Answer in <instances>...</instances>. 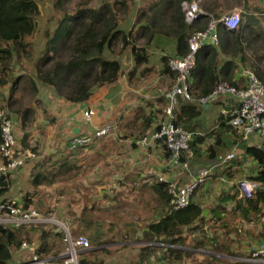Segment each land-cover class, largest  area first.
I'll return each instance as SVG.
<instances>
[{
	"label": "trees",
	"instance_id": "obj_1",
	"mask_svg": "<svg viewBox=\"0 0 264 264\" xmlns=\"http://www.w3.org/2000/svg\"><path fill=\"white\" fill-rule=\"evenodd\" d=\"M73 1L53 0L52 5L59 12L55 26L43 30L44 44L34 54L32 42L26 39L37 30L40 1L0 0V109H4L13 122L20 121L23 148L30 149L29 136L24 129L38 109L46 110L48 104L59 101L87 102L99 86L115 82L125 68H130L127 73L131 76L139 66L145 65L140 72L143 74L152 68L147 64L155 59L160 66L157 69L159 76L168 77L171 84L174 73L168 66L169 59L183 56L188 49L190 33L204 29L211 18L217 20L219 44L216 46L207 41L198 50L189 78L193 94L210 92L218 80L246 86L241 73L242 62H248L257 77L264 81V24L261 22L264 10L247 9L237 28L231 31L218 20L221 17L219 12L207 8H204L205 15L188 24L181 5L184 0H76L73 8L68 10L66 5ZM128 61L131 65L125 67ZM40 87L49 92V98L44 101L38 98ZM202 109V106L180 97L174 108V123L193 133L189 145L193 159L197 157L198 163L207 166L238 143L241 158L223 163L229 166L222 171L232 178L235 175L233 167L242 165V161L249 157L256 166L248 179L259 182L260 187L252 198L238 197L236 188L233 192L222 191L213 208L217 215L208 223L209 219L204 218L197 202L202 184L195 188L186 206L176 209L170 203V181L158 180L159 218L150 220L143 228L130 227L133 234H141V238L136 239L143 245H140L136 260L132 259L129 264H253L220 255H239L230 249L231 244L239 241L238 235L231 234L230 238L220 228L231 226L237 215L250 220L264 208V141L261 146L249 145L248 140H244L228 123V117L220 112L216 114L212 130L200 133L202 127L198 119ZM158 114H162L163 119L160 108L152 109L148 116H144L146 122L142 132L151 129L153 123L152 132L159 128L162 119L157 120ZM48 118L51 121V117ZM208 139L211 143L207 144ZM157 140L163 142L169 161L170 152L164 141ZM30 150L35 152L32 148ZM60 159L48 166L36 164L31 184L37 187L72 178L74 169H77L75 160L69 154ZM12 172L0 179L1 199L8 198L5 195L12 184L9 177ZM32 197L29 193L22 195L25 201ZM20 202L24 206L29 204ZM228 211V218L220 216V212ZM46 213L53 212L47 210ZM95 222V226L90 223L75 230L76 234L79 231L89 233L90 247L79 252L84 264H103V259L96 261L92 258L110 254V245L116 240L113 227L106 226L101 219ZM37 226L1 227L0 264H15L12 262L13 253L24 240L31 241L32 227ZM42 226L45 229L39 230L35 253L47 259L45 264H60L58 244L62 232L55 227ZM123 235L121 239L126 238ZM125 247L128 245L120 248ZM247 258H251L250 254Z\"/></svg>",
	"mask_w": 264,
	"mask_h": 264
},
{
	"label": "crops",
	"instance_id": "obj_2",
	"mask_svg": "<svg viewBox=\"0 0 264 264\" xmlns=\"http://www.w3.org/2000/svg\"><path fill=\"white\" fill-rule=\"evenodd\" d=\"M222 2L226 5L224 6L225 9L240 10L243 14L247 9L259 8L256 5H259L261 0H203L201 7L213 12H219L222 9ZM241 70L244 78L242 67ZM134 74L137 75L138 73L134 72ZM134 74L128 76L127 70L124 69L122 77L120 76L115 82L105 84L103 88L97 89L94 97L92 96L88 100V104L87 102L72 104L59 101L47 105L54 108L55 106L60 107L55 114L58 115L56 118L59 120H55V123L58 124L61 121L59 127L61 131L63 130L64 146L62 149L58 148L59 142H57L56 136H49L50 130L47 131L46 128L50 127V125L46 117H38L44 127L42 126L43 133H41V136L38 135L39 138L37 140L47 139L50 142L49 149L46 152L48 156L42 160V157L39 155V158L36 154L33 159L27 161L22 167L11 173L12 183L15 182L18 176L22 177L20 174L25 173L27 175L28 186L32 188L29 189L32 191L20 190L18 193L20 197H16L15 199L27 202L29 203L28 205H33L39 211L47 212L49 210L54 214H58L60 219L68 223L73 232L84 228L85 225H89L90 223H93L92 225L95 226V221L101 219L106 226L117 227L115 232L125 233L127 232L126 228L129 226H140L143 223L144 225L140 226L143 228L150 220L159 218L161 203L157 199L156 191L159 177H163V180L166 181H175L178 184L182 183H179L180 178L176 182L178 173L172 167H169L168 157L165 156L162 146L163 142L157 139H150V141L154 140L155 142L145 147V145L133 142V139L143 134L142 130L145 129L144 124L146 122L144 116H148L150 111L155 108L163 110L165 100L159 89L168 86L166 82L169 78L166 76L161 77L160 86L155 87L154 85L143 84L142 82L130 83L134 80H130V78L135 77ZM118 80L119 84L117 83ZM41 89L39 88L38 98L44 101L49 98V92L46 90L47 94L42 95L40 94ZM234 105H236V101L233 98L222 96L213 103L202 106V113L198 119L200 127H202V132L200 133H208L212 130V123L216 119V114L218 112L224 114L226 110ZM89 110L92 111V114L86 119L84 112ZM72 121H74L73 123L79 122V124L92 126L94 131L88 133V136L91 137L94 135L96 129L104 125H110L111 129L107 134L98 137L93 136L90 142L74 149L70 148V140L73 135H83L86 133H84L85 129L83 126H71ZM154 124H152L151 128ZM17 131H21L23 136L20 121H14V133L17 144L21 146V136L20 138L17 137ZM246 139L249 145L256 146H261L262 141H264L261 136L255 133L250 134L244 140ZM161 140L163 141V139ZM134 141H137V139ZM209 142L211 143L208 139L206 143L208 144ZM28 144L30 146L29 137ZM236 145L231 150L234 151L235 157L241 158V155H239L240 150ZM68 154L71 159L75 160V165L77 166V169H74L72 178L58 179L51 184L39 185L37 187L31 184V174L34 168H36V164L42 163L48 166L54 160H61L60 158ZM198 166H201V164L198 162L194 163L191 170L189 165L187 170L191 173L189 179L197 173ZM228 166L222 165L220 169H214V167V175L211 173V177L201 185V191L198 192L199 198L197 202L200 203L204 218L206 220L209 219L208 223H211L212 218L217 215V212H214L213 208L216 207V202L219 196H221V192H233L234 188L237 189L236 182L239 179L248 178L250 174L254 173L256 165L255 161L251 158H245L242 161V165L236 168L233 167L235 175L232 178L222 171V169ZM239 176L242 178L236 179ZM224 184H226V187L220 189L210 199V193L215 191L216 188H220L219 185ZM25 193L33 196L30 201L22 199V195ZM238 197H241L239 191ZM204 200L208 201L205 205ZM73 201H75V207L72 205ZM53 203L55 205L52 208L51 204ZM67 213L71 214L72 218ZM229 214V211L226 213L220 212L221 217H229ZM121 217H125L130 221L126 220L120 223L117 221L116 224H113L115 219ZM132 217L138 220L134 221L131 219ZM220 229L221 231L224 230L230 238L232 234L233 236L238 235L239 238L238 236L237 238L240 239L230 246L231 251L239 255L220 254L221 256L241 261L244 260L253 264H264V261L252 258L251 255V251L264 238V208L260 214L252 216L250 220L243 219L237 215L231 226L228 228L221 227ZM130 233H132V230ZM130 243V246L143 245L142 241H130ZM134 243H138L139 245ZM115 244L117 243L114 242ZM124 244H126V241ZM20 250L26 251L18 248V251ZM249 254L251 258H247ZM25 259L27 261L21 262L22 264H36L30 261V256L22 260Z\"/></svg>",
	"mask_w": 264,
	"mask_h": 264
},
{
	"label": "built area",
	"instance_id": "obj_3",
	"mask_svg": "<svg viewBox=\"0 0 264 264\" xmlns=\"http://www.w3.org/2000/svg\"><path fill=\"white\" fill-rule=\"evenodd\" d=\"M203 0H184L182 10L185 21L192 24L206 12L201 7ZM239 12L233 11L221 16L218 20L227 30H235L240 22ZM217 20L211 18L204 29L193 30L187 40L188 49L181 57H171L168 62L170 70L174 73L173 82L165 88H160L159 92L164 97L163 119L159 123V128L152 132L150 136H144L136 141L140 145L148 144L150 139H162L170 152L169 162L182 169L188 170V159L192 156L190 141L193 133L189 130L177 126L174 123V108L178 98L186 99L198 106H205L213 103L222 96H229L236 101V105L225 111L228 123L236 129L238 134L247 138L255 133L264 139V81L260 80L251 69L244 70L246 86H235L225 80H218L212 90L204 95H194L189 78L196 63L198 50L207 42L212 41L214 45L219 44V34L216 28ZM92 111H85V118L88 119ZM111 129L110 125H104L94 132V137L107 134ZM92 136V137H93ZM91 136L75 134L70 140V148L85 145L92 139ZM35 157V152L28 148H23L17 144L14 133V122L4 109H0V179L6 174L23 166L26 161ZM184 157V158H183ZM235 158L233 150L220 154L216 159L200 167L197 173L188 181L177 185L170 181L169 193L170 203L173 208H181L188 204L189 199L198 185L203 184L211 177L214 162L227 163ZM163 180V177H159ZM239 195L243 198H252L255 191L260 187V183L248 178L239 179L236 182ZM44 225L55 227L62 232V242L66 250L60 257V264H84L80 261L79 252L90 247L89 240L84 234H74L71 227L64 220L56 217L53 213L39 211L33 205H23L15 198L0 199V229L1 227L17 228L20 226ZM20 249L31 253L30 261L38 264L39 256L33 247L23 241ZM252 258L264 261V238L251 251ZM38 258L40 260H38ZM20 264V263H19ZM22 264V263H21Z\"/></svg>",
	"mask_w": 264,
	"mask_h": 264
},
{
	"label": "rangeland",
	"instance_id": "obj_4",
	"mask_svg": "<svg viewBox=\"0 0 264 264\" xmlns=\"http://www.w3.org/2000/svg\"><path fill=\"white\" fill-rule=\"evenodd\" d=\"M39 1H40V11L41 12H40L39 19H38L37 30L33 33V35L28 36L27 39H26L27 41H31L32 42L34 54L37 53L39 50H41V48H42V46L44 44V40L45 39L43 37V30L46 27H48L49 29H53V27L55 26V18H57L58 14H59V12L57 10H55V8L52 5L53 4V0H39ZM75 1L76 0H74L70 4L66 5L68 10L73 8ZM77 1H79V0H77ZM253 4H254V6L256 5L255 2ZM221 6H222V9H220V11H219V16L229 14L230 12H233V11H237V12H239V15L242 17V13H241L240 10L225 9L224 6H226V5L223 2L221 3ZM256 6L259 7V9L264 10V0H261V3L259 5H256ZM261 22L264 24V15L261 18ZM247 53H248L247 55L250 54L249 52H247ZM128 65H131V61H128L124 66L126 67ZM147 65L148 66L150 65L152 68L148 69V71H146L145 73L140 75V72H142L144 67H146V66L145 65L139 66L138 67L139 70L136 72L138 74L137 75L134 74L135 77L130 78V80L134 79L130 83H141L142 82L143 84H149V85H154L155 87H159L160 86V78H161V77H159L158 70H157L160 67L159 64L154 59ZM241 67L243 68V70L251 69V67H250L248 62H246V63L242 62V66ZM125 69L128 71L130 68H125ZM170 82H171V80L168 79L166 83L170 84ZM117 83L118 84L120 83L119 80H118ZM103 86L104 85H101L97 89L99 90V89L103 88ZM40 88H42V87H40ZM96 90L94 91V93L96 92ZM94 93H93V97L95 95ZM40 94H42V95L47 94L46 89L42 88ZM87 104H88V101H87ZM59 108H60L59 106H55V108L53 106H47L46 110H39L38 109V111L34 115V118L29 122L28 127H26V129H24V131L27 132V134L29 136V139H30V146L28 144V147H30V149L32 148L35 151V156H36V154H37V157H39V155H40V157H42L41 158L42 160L45 157L48 156V154H46V152L49 149L50 142H48L47 139H42L41 141L37 140L39 138L38 135L41 136V133H43V127H44L43 123L38 119V117H41V116L46 117V119H47V121L49 122V125H50V127H47L46 130L47 131L50 130L49 131V136H51V137H52V135L56 136V140H57V142H59L58 148L62 149V147L64 146V143H65V139H64L63 130L61 131V128L59 127L61 121H59L58 124L55 123V120H59V119L56 118V116H58V115H55L57 113V109H59ZM62 108H63V106H62ZM155 109H157V108H155ZM49 116L51 117V121L48 118ZM161 119H162V114H158L157 120H161ZM73 122L74 121H72V123L70 124L71 126L72 125L73 126L74 125H78V126H83L84 127V129H85L84 133H86V134H83V136H88V133H92L94 131V128L92 126H89V125H86V124H82V123L79 124V122H75V123H73ZM69 128H68V130H69ZM51 131H52V133L50 134ZM152 131L153 130L151 128V130H147V131L143 132L144 134H142V135L140 134L141 136L139 135L138 137L134 138L133 142H136L134 140H136V139L138 140V139H140V138H142L144 136H150L152 134ZM89 135H91V134H89ZM20 136L22 138V132L21 131H17V137L20 138ZM45 137L46 136L44 134V138ZM154 142H155L154 140H151V141L148 142V144H144V145H145V147H148V145H152ZM193 157H194V155H193V152H192V158L189 159V165L191 167V170H192V167L194 166V163H196L198 161V160H196V159H198L197 157H196V159H193ZM169 164H170L169 167H172L178 173V176L176 178V182L180 178L179 183H184L185 181H187L190 178L191 173H189L187 170L182 169L181 167L176 166V165H172L171 166L170 162H169ZM212 164L215 165V169H220V166L223 165V163H218L217 161L212 163ZM202 166L203 165L198 166V167L200 168ZM20 175L22 177L18 176L15 179V182L11 184V187H10L8 193L5 195V197H8V198H16L17 197V198H19L20 194H18V193L20 192V190L21 191H25V190L32 189L31 187L28 186V180L26 178L27 175H25V173L24 174H20ZM9 177L11 178V176H9ZM238 178H242V177L239 176L236 179H238ZM206 184H208V183H206ZM219 186H220V188H216L215 191H212L210 193V199L213 198L220 191V189H222L223 187L225 188L226 184L219 185ZM41 189L45 190L44 188H41ZM29 191H32V190H29ZM207 202H208L207 200H204V205ZM51 205H52V208H53L55 203H53ZM72 205L74 207L76 206L75 205V201L72 202ZM206 206H209V205H206ZM54 215L59 218L58 214H54ZM67 215H69L72 218L71 214L67 213ZM131 219L134 220V221L138 220V219H134L133 217ZM126 220L130 221L129 219H127L125 217H121V218L115 219L113 221V224H116L117 221H118V223H120V222H124ZM142 225H144V224L141 223L140 226H142ZM130 227L131 226L126 228L127 229V232H126L127 234L115 232L117 230V227H113V230H112L114 232L113 238H116V240H114V242L115 241H119V242H116L117 244H115V245L114 244L110 245V246H112L110 254L96 255L97 258H92V259H94L96 261H97V259H103V261H104L103 264H129L132 259L136 260V255L139 252L140 246H135V245H131L130 246V244H131L130 241H138L136 238L138 236L141 238V234L130 233V231H131ZM32 228H33V233L31 235V241L30 242L27 241V240H24V241L29 243L33 247V250L35 251L37 243H38L37 242V238L39 237V230L41 228L43 229L44 227L42 225H39L37 227H32ZM46 228H49V227H46ZM78 233L84 234L85 236H87V238L89 240V235H88L89 233L87 231H85V232H80L79 231ZM122 235L123 236L126 235L125 236L126 238L125 239H121ZM238 238H239V236H238ZM124 240L126 241V244H124V242H125ZM128 244H129L130 247L128 246V247H125V248H120L122 245H128ZM134 244L139 245L138 243H134ZM58 246H59V249L61 250V252H60V255H61L63 252H65L66 247H65L64 243L62 242V240L60 241ZM29 256H31V253L28 252V251H21L20 250V251L14 252L13 253V257L14 258H12V262H14L16 264H19V263L21 264V262L27 261V259H25V260H22V259L28 258ZM39 258H38V260H40V262L38 264H45V261L47 259H43L40 256H39ZM61 262H62V258H61Z\"/></svg>",
	"mask_w": 264,
	"mask_h": 264
},
{
	"label": "water",
	"instance_id": "obj_5",
	"mask_svg": "<svg viewBox=\"0 0 264 264\" xmlns=\"http://www.w3.org/2000/svg\"><path fill=\"white\" fill-rule=\"evenodd\" d=\"M75 131H76V130H75ZM162 139H163V140L165 139V136H164V135L162 136Z\"/></svg>",
	"mask_w": 264,
	"mask_h": 264
}]
</instances>
